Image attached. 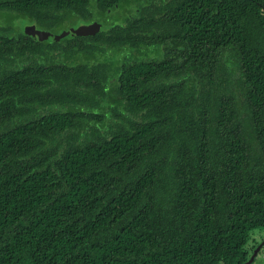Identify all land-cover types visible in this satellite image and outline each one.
<instances>
[{"label":"trees","instance_id":"16d2710c","mask_svg":"<svg viewBox=\"0 0 264 264\" xmlns=\"http://www.w3.org/2000/svg\"><path fill=\"white\" fill-rule=\"evenodd\" d=\"M256 230L264 0H0V264H245Z\"/></svg>","mask_w":264,"mask_h":264},{"label":"water","instance_id":"95a60500","mask_svg":"<svg viewBox=\"0 0 264 264\" xmlns=\"http://www.w3.org/2000/svg\"><path fill=\"white\" fill-rule=\"evenodd\" d=\"M27 34L40 41L43 37V33L41 30L37 29L35 25L28 26L26 28ZM101 31V24L98 22H94L87 25H81L76 29H70L62 32L61 34L47 33L44 36V40L46 44H54L56 42H60L62 39L71 35L72 37H89L95 36ZM264 247V242L260 244L249 258V260L245 264H252L255 261V258L259 254L260 250Z\"/></svg>","mask_w":264,"mask_h":264},{"label":"rangeland","instance_id":"374dc122","mask_svg":"<svg viewBox=\"0 0 264 264\" xmlns=\"http://www.w3.org/2000/svg\"><path fill=\"white\" fill-rule=\"evenodd\" d=\"M107 25H110L114 22L113 18H110L109 20L107 19ZM79 26H81L78 22H71L69 24H65L63 27H61L59 30H53L54 34H61L62 32L64 31H67V30H70V29H76L78 28ZM70 38V36H68V39ZM66 45V44H65ZM115 56V59L117 64L123 60H125L126 58V54L125 53H121V54H117V55H114ZM88 135L90 137L88 138H91L92 136V133H88ZM93 137V136H92ZM264 242V230L262 231H258L256 230L251 238H250V241H249V246H248V249L250 251V257L252 256V254L254 253L255 249ZM254 247V249H253ZM252 264H264V247L260 250L259 254L257 255V257L255 258V261L252 263Z\"/></svg>","mask_w":264,"mask_h":264},{"label":"flooded vegetation","instance_id":"af4514ba","mask_svg":"<svg viewBox=\"0 0 264 264\" xmlns=\"http://www.w3.org/2000/svg\"><path fill=\"white\" fill-rule=\"evenodd\" d=\"M92 23H94V22H92ZM99 23V22H98ZM91 24V23H90ZM83 25H87V24H83ZM31 26V25H30ZM36 26V25H35ZM27 28V27H26ZM36 28H37V26H36ZM38 29V28H37ZM101 29H102V27H101ZM50 33V32H49Z\"/></svg>","mask_w":264,"mask_h":264}]
</instances>
